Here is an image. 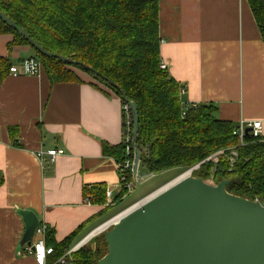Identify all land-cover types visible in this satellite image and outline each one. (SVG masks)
Listing matches in <instances>:
<instances>
[{
	"label": "crops",
	"instance_id": "0c3cea01",
	"mask_svg": "<svg viewBox=\"0 0 264 264\" xmlns=\"http://www.w3.org/2000/svg\"><path fill=\"white\" fill-rule=\"evenodd\" d=\"M158 1L161 58L183 91L182 102L214 104L218 118L236 126L261 121L264 137V41L248 1ZM13 39L0 35V58L17 66L36 57L27 46L10 48ZM80 77L82 83H54L44 68L39 76L9 74L0 83V264H36L20 245L19 210L34 212L61 242L114 208L99 216L104 207L85 205L90 187L109 184L114 199L122 194L117 160L104 146H125V103ZM10 128L17 129L14 139ZM51 149L65 155L41 164L35 153Z\"/></svg>",
	"mask_w": 264,
	"mask_h": 264
},
{
	"label": "trees",
	"instance_id": "16d2710c",
	"mask_svg": "<svg viewBox=\"0 0 264 264\" xmlns=\"http://www.w3.org/2000/svg\"><path fill=\"white\" fill-rule=\"evenodd\" d=\"M264 41V0H247ZM0 11L47 52L86 65L73 66L42 56L17 32L0 20V35L13 36L14 45L31 48L54 83H82L85 74L118 97L120 93L106 82L118 85L135 102L139 111V147L143 153L140 168L150 174L173 169L182 172L200 165L197 177L215 184L229 181L227 192L250 201H264V137H244V145L234 135L237 127L218 118L214 104L185 105L181 87L169 71L161 69L158 0H0ZM13 63L0 58V83L10 74ZM17 137V129L10 128ZM132 131V130H131ZM236 149L238 158L232 170L227 156L207 161L220 151ZM105 154L123 160L125 146H104ZM133 174L129 175L132 180ZM93 203H106L103 189L85 192ZM125 192L115 199L122 202ZM111 208H103L99 216ZM86 223L61 242L47 229V246L54 254L53 264L70 251ZM24 248V247H23ZM107 254L105 238L71 255L74 264H98Z\"/></svg>",
	"mask_w": 264,
	"mask_h": 264
},
{
	"label": "water",
	"instance_id": "95a60500",
	"mask_svg": "<svg viewBox=\"0 0 264 264\" xmlns=\"http://www.w3.org/2000/svg\"><path fill=\"white\" fill-rule=\"evenodd\" d=\"M0 20L42 56L83 66L96 80L100 78L86 65L47 52L1 11ZM106 83L131 111L133 177L137 179L144 158L138 143V106L118 85ZM229 184L222 181L213 186L188 177L152 196L106 233L107 254L98 264H264V202L229 194ZM18 214L25 224L20 245L31 246L39 218L32 211Z\"/></svg>",
	"mask_w": 264,
	"mask_h": 264
},
{
	"label": "built area",
	"instance_id": "2783aa9c",
	"mask_svg": "<svg viewBox=\"0 0 264 264\" xmlns=\"http://www.w3.org/2000/svg\"><path fill=\"white\" fill-rule=\"evenodd\" d=\"M44 69V66L38 57H32L20 63L17 66H12L10 69V74L15 76L24 75V76H39ZM161 69L167 70V65L165 62H161ZM183 93L181 89V94ZM196 106V105H189ZM124 111L127 117V140L125 142V156L123 160L117 161V173L119 176L120 183L122 185V193L125 192V195L130 194L139 184L138 177L137 179L132 178L129 180V175L133 174V163H134V153L132 151V118L130 108L125 104ZM250 130L248 135H251L254 138L263 137V123L261 121H241L234 130V135L237 136L240 140V145H244V137L247 135L246 132ZM65 151L63 149H51L49 151H38L35 153L36 158L42 164L44 159H47L50 163H54L58 157L64 156ZM219 156H227L230 168L232 170L233 166L236 163L238 158V153L236 149H230L229 154L225 151H220L215 154L213 157L209 158L207 161L213 160L218 161ZM200 168V165H197ZM195 169H198V168ZM193 170L190 172L192 173ZM190 173V174H191ZM190 177V176H189ZM93 189H103L106 196V203L103 205L104 208L110 207L113 208L117 204L115 199L112 197V191L110 190L109 184L90 187V190ZM123 197V199H124ZM84 204L87 206L94 205L93 196L90 194L85 196ZM47 225L41 224L36 229L35 237L31 246L26 245L27 253L29 256L34 258L36 264H49L48 258L54 254L53 247L47 246L46 243V233ZM76 248L71 249L65 255H63L59 260L53 264H74L71 260L72 253Z\"/></svg>",
	"mask_w": 264,
	"mask_h": 264
},
{
	"label": "rangeland",
	"instance_id": "374dc122",
	"mask_svg": "<svg viewBox=\"0 0 264 264\" xmlns=\"http://www.w3.org/2000/svg\"><path fill=\"white\" fill-rule=\"evenodd\" d=\"M33 54H34V51H33ZM196 167L197 166L189 169L190 171L193 170L192 173L189 170H186V171L182 172L184 169H173V170L164 171V172H161V173H158V174H150L145 169L140 168L141 170L138 173V181H139L138 186L130 194L126 195L124 197L123 201L120 202L119 205H117L116 207L111 209L102 219H100L97 223L93 224L90 228H88L83 234H81L77 238V240L74 243L75 245L73 246V248H76V250L74 252L78 251L80 248H82L84 246L93 245L94 240H95L96 237L98 238V237H102L103 236L105 238V241H106V237H105L106 233L109 232L110 230H112L114 225L107 226L105 229H103V231H101L98 234H96L93 237H91L89 239V241L86 242L84 245H81V246L78 247L80 242L83 241L84 239H86V237H88L93 232V231H91L93 228H95L99 224L103 225L104 223L110 221L111 219H113L114 217H116L117 215L122 213L123 211L133 207L134 205H138V204L142 203L140 205V206H142L148 200H150L152 198V196L154 197L156 195L155 193L158 192V190L162 189L168 182L172 181L171 179H173V178L175 179V178L179 177L180 175H182L185 172H187L188 176H190V177L200 178V177H197L196 174H194L195 172H198L199 169H200L198 167H197L198 169H195ZM168 180H170V181H168ZM166 181H168V182H166ZM164 182H166V183L163 184ZM204 182L209 184V185H213V186H217L218 185V184H215L212 180L204 181ZM161 184H163V185L161 187H159ZM157 187H159V188H157ZM155 188H157V189L148 198L143 199V200H138L139 198H141L142 196L148 194L149 192H151ZM136 200H138V201H136ZM254 202L261 203V201H259V200H255ZM262 202H264V201H262ZM89 232H91V233H89Z\"/></svg>",
	"mask_w": 264,
	"mask_h": 264
},
{
	"label": "bare ground",
	"instance_id": "6f19581e",
	"mask_svg": "<svg viewBox=\"0 0 264 264\" xmlns=\"http://www.w3.org/2000/svg\"><path fill=\"white\" fill-rule=\"evenodd\" d=\"M189 171H190V170H189ZM183 175H184V176H183ZM188 177H189V176H188L187 172L183 173L181 176L175 178V179L172 180L170 183H168L167 185H165L162 189L158 190V192H156L155 194L160 193V192L166 190L167 188H169V187L172 186L173 184H175V183H177V182H179V181H181V180H184V179H186V178H188ZM141 204H142V203H140V204H138V205H134L133 207H131V208H129V209L123 211L122 213H120L119 215H117L116 217H114L113 219H111L110 221L106 222L104 225H102V226L100 227V229L98 228L94 233H91L90 236L86 237V239L83 240V241L78 245V247L81 246V244L88 242L89 239H90L91 237H93L94 235H96V233H99L101 230H103V229L106 228L107 226H109V225H116L117 223H120V221H121L124 217H126L129 213H131V212L134 211L135 209L139 208V206H140Z\"/></svg>",
	"mask_w": 264,
	"mask_h": 264
}]
</instances>
